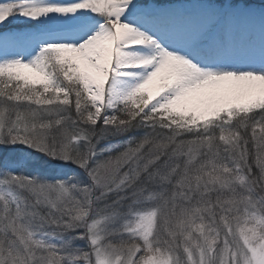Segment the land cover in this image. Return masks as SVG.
I'll return each mask as SVG.
<instances>
[{
  "label": "snow or ice",
  "instance_id": "1",
  "mask_svg": "<svg viewBox=\"0 0 264 264\" xmlns=\"http://www.w3.org/2000/svg\"><path fill=\"white\" fill-rule=\"evenodd\" d=\"M0 264H264V0H0Z\"/></svg>",
  "mask_w": 264,
  "mask_h": 264
}]
</instances>
